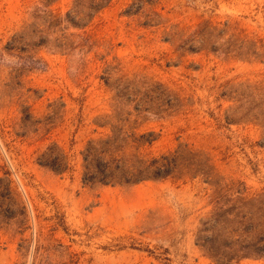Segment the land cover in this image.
<instances>
[{
    "label": "rangeland",
    "instance_id": "374dc122",
    "mask_svg": "<svg viewBox=\"0 0 264 264\" xmlns=\"http://www.w3.org/2000/svg\"><path fill=\"white\" fill-rule=\"evenodd\" d=\"M38 1L0 0V177L8 172L40 216L49 218L58 208L67 233L52 235V223L41 218L23 234L15 226L0 230V264H264V255L227 260L207 252L210 246L230 254L240 248L241 229L213 226L214 212L222 215L236 204L264 226V129L247 122L228 125L209 115L222 118L234 105L216 99L220 84L264 87V0H111L88 28L94 43L89 53L6 51ZM74 2L58 0L53 8L64 14ZM206 22L218 29L229 24V34L244 31L260 55L178 50ZM26 56L42 58L45 66L27 67ZM122 76L181 86L192 96L191 111L138 122L143 131L159 135L150 147L155 153L185 144L205 153L221 188L199 178L84 187L78 172L57 175L36 163L50 144L63 146L78 162L86 142L102 132L93 121L110 110L113 93L105 79ZM236 197L249 201L240 204ZM39 240L52 250L37 255ZM224 241L232 249L221 247Z\"/></svg>",
    "mask_w": 264,
    "mask_h": 264
},
{
    "label": "trees",
    "instance_id": "16d2710c",
    "mask_svg": "<svg viewBox=\"0 0 264 264\" xmlns=\"http://www.w3.org/2000/svg\"><path fill=\"white\" fill-rule=\"evenodd\" d=\"M58 0H39L28 13L19 32L14 34L5 50L8 52L27 53L29 48H45L52 52L70 55L89 53L94 43L88 32L95 16L111 0H75L74 5L64 14L53 8ZM229 24L218 29L206 22L196 28L178 45V50L189 53L207 51L237 58L258 57L256 43L248 38L244 31L229 34ZM29 41V42H27ZM23 59V58H22ZM26 66H45L42 58L26 56ZM104 79V78H103ZM107 89L113 93L108 113H103L93 121L96 129H101L99 137L86 142L78 162L59 144H50L36 158V163L57 175L78 172L84 187L135 186L149 181L192 182L204 180L217 188L219 182L212 180L214 175L210 158L203 152L185 144L161 153L150 150L159 135L152 131H143L141 122L148 118H166L177 116L194 109V100L181 86H170L145 76L119 77L114 82L105 79ZM217 100L233 101L234 105L225 111L221 118L210 112V117L217 122L224 119L225 124L253 123L264 129V87L258 84L226 82L217 89ZM222 108V104L218 109ZM142 120L141 122H138ZM79 163L80 169L77 170ZM221 191H216L222 197ZM240 194V192L238 190ZM41 199V197H40ZM220 200V199H219ZM218 200V201H219ZM240 204L249 200L236 197ZM233 200V201H234ZM247 200V201H246ZM217 210H221L219 202ZM55 214L49 218L39 215L37 204L19 190L10 179L8 172L0 177V230L16 227L18 234L34 228L40 218L51 222L50 232L62 230L67 233L64 214L56 207ZM254 214H244L236 204L223 211L214 212L213 226L237 225L241 229L238 250L233 253L220 252L219 249L207 248L213 258L227 260L264 255V226L253 222ZM259 226H262L259 228ZM259 232V233H257ZM254 234L256 236H254ZM42 232L39 234V239ZM212 240H207L210 243ZM214 243V242H213ZM63 247L62 244L58 245ZM213 247V246H212ZM223 248L232 249L231 242L222 244ZM50 246L40 243L35 253L49 252ZM149 253H153L148 250ZM75 255H71V258Z\"/></svg>",
    "mask_w": 264,
    "mask_h": 264
}]
</instances>
